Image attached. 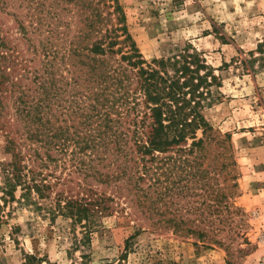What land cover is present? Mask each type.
Segmentation results:
<instances>
[{"label":"trees","instance_id":"1","mask_svg":"<svg viewBox=\"0 0 264 264\" xmlns=\"http://www.w3.org/2000/svg\"><path fill=\"white\" fill-rule=\"evenodd\" d=\"M25 1L34 11L31 28L15 16L27 48L0 21V132L12 154L2 168L0 198L33 205L53 221L70 218L74 232L82 228L75 248L91 245L99 218L118 207L124 211L123 196L154 229L170 226L208 247L220 243L218 227L195 224L183 213L200 211L206 220L212 206L218 215L241 211L224 200L239 191L231 135L204 113L218 79L213 69L189 50L147 60L117 0H0V9L21 8ZM249 55L244 66L264 67V38ZM212 151L222 159L221 171L231 167L229 195L208 182L202 167ZM69 162L84 176L77 184L81 193L60 176L49 177L52 167L66 169ZM58 184L68 188L55 190ZM195 197L202 198L200 206L193 205ZM167 202L172 205L163 208ZM131 246L127 238L117 264ZM82 258L80 264H89L91 255Z\"/></svg>","mask_w":264,"mask_h":264},{"label":"rangeland","instance_id":"2","mask_svg":"<svg viewBox=\"0 0 264 264\" xmlns=\"http://www.w3.org/2000/svg\"><path fill=\"white\" fill-rule=\"evenodd\" d=\"M117 1L123 6L129 31L147 60L189 50L198 52L213 69L218 79L211 87L214 98L204 113L221 133L231 135L236 162L233 173L239 191L224 200L241 211L229 214L224 210L218 215L212 213V206L207 208L210 213L206 212L203 220L198 215L200 211L187 214L183 210L187 220L219 228L216 237L220 243L208 247L196 236L177 234L170 226L154 229L149 220L134 213L129 199L123 196L119 202L124 211L118 207L114 214L99 218L91 245L75 248V236H82V228L77 226L74 232L70 218L60 215L53 221L33 205H22L16 200L5 203L0 198V264H80L83 252L91 255L89 264H117L127 238L132 246L122 264H264V67L256 63L247 68L242 62L264 38V0ZM27 4L25 1L21 8L0 9L2 28L10 38L16 36L23 49L27 46L15 14L22 15L31 28L30 15L34 11H29ZM198 134L201 136V131ZM11 160L6 137L0 132V185L4 184L3 165ZM202 167L209 173L208 182L213 186L219 184L224 195H229L231 167L221 171L222 159L217 161L213 151ZM52 170L54 176L49 177L53 181L55 175L60 176L73 187L74 194L82 192L77 184L85 183L84 176L70 162L66 169L59 166ZM90 182L99 190L106 189L97 180L90 178ZM68 186L58 184L55 190ZM111 191L109 188L108 192ZM20 193L18 190L17 198ZM191 201L200 206L202 198ZM168 202L163 208L172 205ZM183 205L186 207L184 201Z\"/></svg>","mask_w":264,"mask_h":264}]
</instances>
